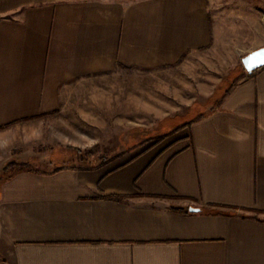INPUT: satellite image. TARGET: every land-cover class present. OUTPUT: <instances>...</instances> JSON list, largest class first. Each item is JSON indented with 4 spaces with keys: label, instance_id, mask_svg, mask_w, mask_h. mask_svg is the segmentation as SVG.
<instances>
[{
    "label": "crops",
    "instance_id": "0c3cea01",
    "mask_svg": "<svg viewBox=\"0 0 264 264\" xmlns=\"http://www.w3.org/2000/svg\"><path fill=\"white\" fill-rule=\"evenodd\" d=\"M217 1L0 0V176L71 81L177 68L212 45ZM237 6L264 28L262 8ZM216 91L123 162L0 179V264H264V67Z\"/></svg>",
    "mask_w": 264,
    "mask_h": 264
},
{
    "label": "rangeland",
    "instance_id": "374dc122",
    "mask_svg": "<svg viewBox=\"0 0 264 264\" xmlns=\"http://www.w3.org/2000/svg\"><path fill=\"white\" fill-rule=\"evenodd\" d=\"M238 2L217 1L214 13L220 20L212 45L177 68H117L68 83L61 90L59 110L42 119L36 137L21 134L20 157L8 161L12 164L3 169L0 179L23 163L52 170L58 165L105 164L113 157H120L116 163L123 162L139 150L157 146L175 126L214 107L216 89L233 82L244 71L242 56L264 41V28L250 31L251 17L244 11L236 15ZM245 2L264 10V0ZM226 9H232L230 15L220 16ZM202 84L213 91H200ZM32 148L36 157L28 160Z\"/></svg>",
    "mask_w": 264,
    "mask_h": 264
},
{
    "label": "water",
    "instance_id": "95a60500",
    "mask_svg": "<svg viewBox=\"0 0 264 264\" xmlns=\"http://www.w3.org/2000/svg\"><path fill=\"white\" fill-rule=\"evenodd\" d=\"M241 63L247 74H252L257 69L264 67V46L258 47L241 58ZM200 209L190 207L189 211L198 212Z\"/></svg>",
    "mask_w": 264,
    "mask_h": 264
},
{
    "label": "trees",
    "instance_id": "16d2710c",
    "mask_svg": "<svg viewBox=\"0 0 264 264\" xmlns=\"http://www.w3.org/2000/svg\"><path fill=\"white\" fill-rule=\"evenodd\" d=\"M253 73H254V72H253ZM253 73H252V74H253ZM252 74H249V75L251 76ZM198 117H199V116H198ZM11 164H12V163L7 164V166H5V168H4V170H7L8 167L11 166ZM27 164H28V163H23L22 165L19 164L18 166L20 167V169H30V167H29ZM55 170H56V169H55Z\"/></svg>",
    "mask_w": 264,
    "mask_h": 264
}]
</instances>
